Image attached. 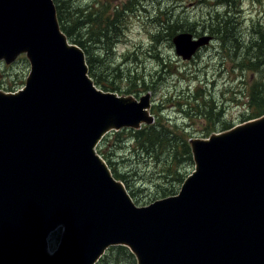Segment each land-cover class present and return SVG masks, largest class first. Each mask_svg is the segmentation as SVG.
I'll return each instance as SVG.
<instances>
[{
  "label": "water",
  "instance_id": "water-1",
  "mask_svg": "<svg viewBox=\"0 0 264 264\" xmlns=\"http://www.w3.org/2000/svg\"><path fill=\"white\" fill-rule=\"evenodd\" d=\"M212 41L172 39L184 61ZM21 53L24 87L0 90V264H97L116 246L137 264H264V115L192 139L179 193L139 206L97 148L153 124L151 95L97 87L53 0H0V60Z\"/></svg>",
  "mask_w": 264,
  "mask_h": 264
},
{
  "label": "rangeland",
  "instance_id": "rangeland-1",
  "mask_svg": "<svg viewBox=\"0 0 264 264\" xmlns=\"http://www.w3.org/2000/svg\"><path fill=\"white\" fill-rule=\"evenodd\" d=\"M90 1L80 0L83 5ZM124 1L128 0H122ZM143 5L145 8L141 9L138 15L133 16L122 40L113 46L116 54L107 58L109 62H104L109 67L100 68L99 73L105 72L106 79L114 75V82L118 79L117 82L122 86L127 77L131 78L129 83L132 80L138 82L135 89L140 91V97L150 94L153 107H162L159 115L160 112L167 113L166 117L169 118L166 120L175 121L167 120L169 125L177 123L180 128L183 125L190 126L187 130L195 133L191 135L193 139H206L198 135L206 129L205 112L186 113L176 103L185 105L184 98L190 96L194 98L196 94L203 96L200 102L209 101L214 106V113L218 114L215 123L217 130L214 133L222 132L227 124H232L233 127L243 124L240 123L243 115H248L251 109L250 100L246 95L260 74L239 68L248 69L245 64L250 59L246 55V49L239 53V50L235 49L239 44L228 42L227 46L233 53L232 57H228L221 49V42L215 39L192 60L184 61L176 55L170 38H165L166 40L161 38L159 42H153L151 38L160 35L161 32L166 33L163 32L165 28L160 21L170 16L184 21L180 24L183 30H180V33H192L196 37L210 35L208 34L209 14L216 11L218 6L209 0H145ZM219 10L222 12L224 8ZM239 14L242 22L239 38L245 46H248L254 39V25L264 24V0H244ZM193 23H197L199 30L191 29ZM100 49L95 47V54L98 57L103 54ZM7 62L6 59L0 60V90L5 91L6 87L11 86H16L20 90L25 85L31 69L26 53H21L13 61ZM163 65L167 66L165 69L167 73H164ZM118 68L120 70H113ZM118 83L115 82V85L119 86ZM147 87L154 89L147 91ZM124 96L136 99L132 95ZM170 98L173 104L164 106L163 103ZM189 105L194 106L197 103L193 101ZM219 118H222L221 122H218ZM115 158L118 167L127 173L130 184L134 183L142 189V192L136 196L138 205L151 204L155 195L149 186L150 175L142 163L140 161L135 163L130 158L129 152L121 150L115 152ZM61 234L62 231L59 230L51 236L49 242L51 250L58 245Z\"/></svg>",
  "mask_w": 264,
  "mask_h": 264
},
{
  "label": "trees",
  "instance_id": "trees-1",
  "mask_svg": "<svg viewBox=\"0 0 264 264\" xmlns=\"http://www.w3.org/2000/svg\"><path fill=\"white\" fill-rule=\"evenodd\" d=\"M53 1L57 9L61 30L67 35L71 43L80 46L85 51L90 76L97 87L106 92L111 91L117 92L119 95L140 97V91L135 89L138 82L132 80L129 83L131 78L127 77L124 79L125 84L123 86L125 87H123L116 79L115 82L119 84L117 86L114 82V75L106 79L105 72L99 73V69L109 67L104 62H109L107 58H111L116 54L113 46L122 40L133 16L138 15V12L145 8L143 5L145 0H128L119 6H113L116 0H91L86 5H83L80 0ZM209 1L218 6L216 11L209 14L210 27L208 34L213 37L212 42L215 39L219 40L222 46L221 49L228 57H232L233 53L227 43L232 42L234 44L237 42L239 46L235 49L239 50V53L246 49V55L250 59L245 64L248 69L239 68L260 73L246 95L250 100L251 109L248 115H243L240 123L260 118L264 115V24L254 25V39L250 45L245 46L239 38L242 23L239 13L241 3L244 0ZM219 8H224V11L221 12ZM171 17L160 21L165 28L163 32L166 33L161 32L160 35L151 36L153 42H159L161 38H170L169 40L172 41L171 38L173 39L174 35L182 30L180 24L184 21ZM192 28L193 31L199 30L197 23H193ZM95 47H102L103 54L101 57L96 56ZM162 69L164 73H167L165 70L167 69L166 65H163ZM153 89L154 87H147V91ZM17 90L19 88L16 86L5 88L6 92H16ZM202 98L203 96L196 94L194 98L191 96L190 98H184L185 105H181L180 102L176 104L186 113L205 112L206 129L198 135L200 138H209L217 130L215 123L218 114L214 113V106L209 101L200 102ZM193 101L197 105H189ZM171 103L170 98L163 105ZM161 108L154 106L151 110L152 114L157 117L154 124L145 125L140 130L123 129L118 132H111L104 137L97 148L98 153L107 162L114 176L125 184L136 203V196L142 192V189L134 183L130 184L127 173H124L118 167L115 152L119 150L129 152L130 158L135 163H138V161L142 163L150 175L149 186L155 195L153 202L157 199L178 194L184 181L195 166L190 146V141L193 139L191 135H195V133L187 130V127H190L188 125H183V129L177 123L169 125L167 120L170 122L175 121L166 120V118H169L166 117L167 113L160 112L159 115ZM221 121L222 118H219L218 122ZM232 127V124H227L222 132L230 130ZM144 185L147 186V184ZM97 264H137V261L127 247L116 246L111 247Z\"/></svg>",
  "mask_w": 264,
  "mask_h": 264
},
{
  "label": "flooded vegetation",
  "instance_id": "flooded-vegetation-1",
  "mask_svg": "<svg viewBox=\"0 0 264 264\" xmlns=\"http://www.w3.org/2000/svg\"><path fill=\"white\" fill-rule=\"evenodd\" d=\"M126 1H124V2H122V0H116V2L115 3H113V6H119V5H121V4H123V3H125ZM183 33H185V32H183ZM178 34H181L180 33V31H179V33ZM177 35V34H176ZM194 36H196V35H194ZM198 37H200V36H198ZM100 50H102L103 51V49H102V47H101V49ZM155 58H156V56H155Z\"/></svg>",
  "mask_w": 264,
  "mask_h": 264
},
{
  "label": "bare ground",
  "instance_id": "bare-ground-1",
  "mask_svg": "<svg viewBox=\"0 0 264 264\" xmlns=\"http://www.w3.org/2000/svg\"><path fill=\"white\" fill-rule=\"evenodd\" d=\"M180 191V190H179Z\"/></svg>",
  "mask_w": 264,
  "mask_h": 264
}]
</instances>
